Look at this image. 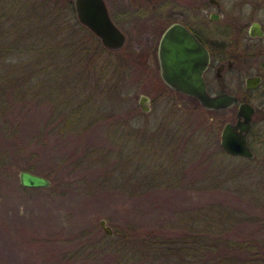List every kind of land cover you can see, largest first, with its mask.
<instances>
[{
  "label": "rangeland",
  "instance_id": "1",
  "mask_svg": "<svg viewBox=\"0 0 264 264\" xmlns=\"http://www.w3.org/2000/svg\"><path fill=\"white\" fill-rule=\"evenodd\" d=\"M219 1L218 11L215 7L206 10L220 13L217 25L221 28L228 22L239 28L252 21L264 26V0ZM107 2L127 35V43L120 51L103 54V59L112 58L110 64L121 65L111 66L104 80H110L111 86L122 80L127 89L120 97L124 100L126 95V100L98 95L99 112L92 111L88 124L81 126L83 130L59 125L65 120L64 113L81 103L75 96L83 88L73 87L71 80L76 74L72 69L44 72L46 56L36 49L16 56L34 67L36 64L37 73L32 75V83L27 82L34 88L28 90L24 101L7 96L0 102V160L5 159L0 171V264H181L180 244L163 249L148 245L158 237H211L212 232L236 242L263 240L264 184L240 171V159L235 162L240 172L232 174V159L218 153V135L211 146L205 143L198 151L197 142H191L193 151L188 153L184 151L189 144L177 142L176 155L183 154L178 168L169 169L167 159L156 158L159 152L163 154L164 145L155 144L150 153L144 152L142 144L152 142L143 136L163 125L183 129L185 125L207 126L206 122L212 121L220 130L229 115L202 112L192 100L171 93L170 98L156 99L151 110L143 113L138 96H155L160 89L158 80L139 75L142 69L132 64L134 54L144 49L140 45L146 43L149 23L127 13L128 0ZM71 12L74 15L72 6ZM217 27L213 26L212 32ZM92 75L87 93L94 94L97 88L101 92L106 81L96 88L99 75ZM46 78L51 81L46 86L52 91L53 102L34 96L41 88L39 81ZM66 102L72 105L63 106ZM37 136L42 139L36 142ZM23 144L31 146V154L18 152ZM125 158L130 165L123 169ZM27 167L49 179L50 185L23 187L19 172ZM173 170L178 172L174 182L170 179ZM100 220L106 221L112 235L105 232Z\"/></svg>",
  "mask_w": 264,
  "mask_h": 264
},
{
  "label": "trees",
  "instance_id": "2",
  "mask_svg": "<svg viewBox=\"0 0 264 264\" xmlns=\"http://www.w3.org/2000/svg\"><path fill=\"white\" fill-rule=\"evenodd\" d=\"M71 6L73 8L71 0H0V102L6 101L7 96L24 101L28 90L32 91L34 87L28 86L27 82L28 84L32 83V75L37 73L36 64L34 67V63L20 61L16 56H20L28 50L33 52L36 49L35 51L39 52L41 56H46L44 62H47L48 65L44 66V72L50 73V69L59 68L62 70L64 67L66 70L71 68L76 74L71 82L74 84V88H83V91L75 96V99L79 98L81 103L70 111L64 110L67 111L64 113L65 118L63 119L65 120L59 122V125L63 123V129L83 130L81 126L88 124L93 117L92 111L93 113L99 112L96 101L98 95L116 98L119 96L120 100H123L120 95L122 96V90H126L127 87L122 80L112 86L110 80H104L105 74L111 66L119 68L121 65L118 62L110 64L112 60L110 56L103 59V54H112L113 52L105 49L77 21L74 9V15L71 12ZM69 48L74 51L70 53L72 56L67 51ZM29 66L32 69H29ZM92 74L99 75L95 76L96 88L99 87L101 81H106L101 92L97 88L94 94L91 91L87 93L86 89L91 82ZM50 82L48 78L45 82L39 81L41 88L35 92L34 96H40L43 102H53L52 94L49 95L52 91L46 86V83ZM54 86L58 87V85ZM84 91L86 94H82ZM59 96L60 94L57 99H60ZM125 98L126 95L123 101L126 100ZM66 105L71 106L72 102L63 104V106ZM146 136L152 143L150 145L142 144L145 147L144 152L150 153L155 144L164 145L162 149L160 148L163 154L159 152L156 158L167 159L169 169L179 167L181 162L179 156H183V154H178L177 157L175 147L177 142L180 143L183 140L181 128L175 126L168 128L163 125L158 130L145 134L142 139ZM40 139L42 138L37 136L34 141L37 142ZM200 139L202 140L199 135L190 136V140L196 141L197 146L202 145ZM206 139L209 138L206 137ZM188 144L185 153L193 151V146L191 148L190 142ZM30 148L29 144H23V150L19 148L18 152L20 154L29 153ZM155 149L158 151L157 148ZM4 163L5 159L0 160V171ZM129 165L126 158L121 163L123 169H125L124 167L128 168ZM27 170H31V167H27ZM177 173L174 171L170 176L173 182L177 180ZM177 243L180 244L177 246L179 248L177 252L178 256L180 255L181 264H209L210 261L211 264H214L213 260H216V264H264V239L254 240L253 238L236 242L223 239L219 232L214 234L212 232L211 237L204 234H192L184 239L171 236L158 237L148 246L160 249L162 246L174 247ZM187 248H189L188 252ZM217 260L219 261L217 262Z\"/></svg>",
  "mask_w": 264,
  "mask_h": 264
},
{
  "label": "flooded vegetation",
  "instance_id": "3",
  "mask_svg": "<svg viewBox=\"0 0 264 264\" xmlns=\"http://www.w3.org/2000/svg\"><path fill=\"white\" fill-rule=\"evenodd\" d=\"M104 2L111 20L125 35L124 45L116 50L108 49L85 28L105 49L112 52L120 51L127 43V35L114 20L107 0ZM128 7L130 11L127 13L130 16L143 18L149 23V31L144 33L147 37L146 43L140 45L144 49L140 48L132 61L133 65L142 69L139 75L158 80L160 89L159 86L156 88L159 92L155 96L140 94L148 98L146 104L149 109L151 110L152 105L156 103V99L170 98L171 93L186 99L187 102L192 100L197 110L200 109L202 112L228 114L229 120L220 130L218 129L219 133L212 121L206 122L207 126L203 127L185 125L182 129V142L185 145L189 142L191 144L190 136L199 135L202 138L200 139L202 145L197 146L198 151L205 143L211 146L218 135L217 142L220 146L218 153L232 159L230 164L232 174L237 175L243 171L252 178L261 179L264 184V26L258 21H252L247 27L239 28L232 27V22H228V26L221 28L217 25L220 19V13L217 11L221 8L219 0H208L207 3L204 0H130L129 3L128 0ZM207 7H215L217 11H207ZM127 13L124 11L123 16H127ZM253 23H258L259 27L253 30ZM174 25L184 27L206 49L209 60L202 74L206 91L212 97L227 95L229 103L225 107L206 109L196 97L172 89L163 81L161 41L164 33ZM213 26H218L215 32L211 30ZM205 27L208 30H205ZM226 124L230 125V136L233 139L238 136L245 138L247 155L230 154L222 147L221 133ZM238 159L242 162L240 171H237L235 163Z\"/></svg>",
  "mask_w": 264,
  "mask_h": 264
},
{
  "label": "water",
  "instance_id": "4",
  "mask_svg": "<svg viewBox=\"0 0 264 264\" xmlns=\"http://www.w3.org/2000/svg\"><path fill=\"white\" fill-rule=\"evenodd\" d=\"M213 1V0H212ZM77 21L90 30L100 43L108 49H119L125 43V35L111 20L104 0H73ZM259 27L252 24V29ZM161 71L166 85L177 91L192 95L206 109L223 108L229 103L227 95L210 96L202 77L209 60L206 49L184 27L174 25L163 35L161 41ZM145 95L138 96V104L143 112H149ZM230 125L226 124L221 133V145L230 154L247 155L245 138L230 136ZM20 184L25 188H46L50 180L28 170L19 172ZM100 225L108 235H112L105 220Z\"/></svg>",
  "mask_w": 264,
  "mask_h": 264
}]
</instances>
